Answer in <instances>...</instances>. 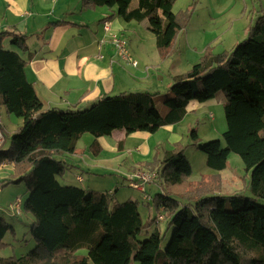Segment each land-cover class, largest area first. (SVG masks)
Segmentation results:
<instances>
[{
    "label": "trees",
    "instance_id": "obj_1",
    "mask_svg": "<svg viewBox=\"0 0 264 264\" xmlns=\"http://www.w3.org/2000/svg\"><path fill=\"white\" fill-rule=\"evenodd\" d=\"M175 2L83 0L86 7L115 8L125 22H146L161 52L171 49L195 7L192 4L176 14ZM9 36L13 49L4 47L6 36L0 34V101L23 124L8 150H4L5 137L0 165H14L15 179L10 183H26L24 210L34 218L31 235L36 247L16 258L0 255V264H131L132 260L139 264H264V204L259 203L264 200V10L245 40L220 54L208 49L164 94L104 95L90 107L76 110H44L26 77L28 60L21 56L28 48L27 36ZM220 93L227 123L224 147L220 140L197 145L196 130L190 138L207 155V166L213 171H224L231 153L240 156L250 174V195H225L219 188L215 194L188 191L193 170L183 146L176 144L160 165L155 159L146 165L156 169L148 170L156 171L158 180L153 183L163 190L155 194L154 203L173 231L165 247L159 228L162 215L144 223L138 201L112 205L108 194L65 186L57 180L64 169L61 158L75 154L85 134L93 136L90 149L97 155L99 138L114 131H124L127 136L155 134L181 122L190 102L204 103ZM124 144L118 143V149ZM129 178L130 187L140 182ZM214 180L201 181L199 188L211 182V188L220 187ZM183 191L193 200L180 206L177 196H184ZM152 225L156 228L149 232ZM14 230L0 217V251L7 245L4 237Z\"/></svg>",
    "mask_w": 264,
    "mask_h": 264
},
{
    "label": "crops",
    "instance_id": "obj_2",
    "mask_svg": "<svg viewBox=\"0 0 264 264\" xmlns=\"http://www.w3.org/2000/svg\"><path fill=\"white\" fill-rule=\"evenodd\" d=\"M201 5L209 12V20L213 28H216V32H222L221 35L210 38L214 41V53L231 51L236 44L245 40L250 26L256 22L261 13L253 14L251 20L247 16L253 22L245 24L243 20L245 10H242V5H240L235 8V15L231 17L229 26L225 22L219 25L215 24L217 17L226 12H232L231 1L207 0ZM196 16H199V13ZM105 21L110 22L112 33L127 40L131 56L139 62L137 68L125 64L117 56L111 43L107 42L99 46V41L106 37L103 27ZM202 21H198L197 24L203 26ZM192 27L189 26L185 31H181L179 36L181 37L184 33L183 41L194 49L190 46V40L197 36L190 34ZM13 33L27 36L28 48L26 52H22L21 56L28 60L25 68L26 77L35 88L44 110L84 109L104 95H118L124 92L150 93L151 86L154 84L158 89L161 85H166V91L176 78L182 76L184 71L187 72L199 61L195 62L197 55L194 51L187 50L185 60L179 66H174V59L166 57L169 49L164 52L157 49L156 37L146 22H125L117 15L115 8L86 7L83 0H0V34L6 36L3 44L7 49H13L9 38V35ZM175 43L176 40L173 46ZM206 43L207 40L199 38L195 42V46L202 47L201 56L206 50ZM161 68H165V71ZM163 73L168 77L164 84L154 81L155 77L158 78ZM222 96L220 94L215 99L204 103L190 102L185 117L194 114L195 118H200L201 111H205L218 99L224 105L225 99H222ZM6 115L8 121L12 122L13 116L8 113ZM3 125L4 134L9 135L8 137L16 133L14 130L8 132L5 123ZM175 125L164 126L163 128L168 127L169 129L163 139L156 144L150 141L162 131V128L155 134L136 132L129 136L124 131H114L111 136L107 137L112 138L119 134L115 143H110L106 137H101L98 139V144L101 151L107 152L108 150L110 154H116L119 159H122L129 149L131 154L128 159L125 158V164L131 167L127 172V177H131L134 164L139 163L136 165L137 169L142 166L141 169L146 170L143 166L152 163L155 159L160 165L165 153L181 143L170 140L176 132ZM136 139L138 140L133 141ZM122 141L125 144L120 150L118 143ZM7 145L6 143L5 146ZM78 150L77 143L75 154ZM68 157L63 156L62 158L68 160ZM7 170L0 172L1 188L2 183L9 178V174L14 173L13 171L5 172ZM222 172L213 171L206 176H218ZM222 185L224 187L225 183L222 182ZM1 188L0 196L4 192ZM12 204L8 205L9 210ZM22 215L21 212L19 216ZM23 216L33 224L34 218L31 214L24 213ZM7 245L11 246V243Z\"/></svg>",
    "mask_w": 264,
    "mask_h": 264
},
{
    "label": "rangeland",
    "instance_id": "obj_3",
    "mask_svg": "<svg viewBox=\"0 0 264 264\" xmlns=\"http://www.w3.org/2000/svg\"><path fill=\"white\" fill-rule=\"evenodd\" d=\"M232 3L233 10L232 12H226L225 14L217 17V21L215 24L220 23H228V26L231 24V17L235 15L236 7L242 5V10L244 11L243 20H245V24L250 22L252 24L253 21H250L253 14L257 12H262L264 10V0H229ZM202 2H207V0H176L173 12L179 13L181 11L187 10L192 4L195 5L193 14L186 26L181 30L185 31L189 26H193L190 30V34H194L197 37H192L190 40V46L194 47L192 49L189 45L183 41L184 33L181 37L177 36L175 46L174 43L169 49V54L166 55L167 58L174 59V66H179L181 62H183L186 58L187 50L194 51L197 55V60L195 62H200L202 56L200 52L202 51V47L195 46V42L199 39L207 40L205 52L209 49L212 54H220L214 53L213 49V39L212 37H217L222 34V32H216V28H213V24L209 20V12L205 9L204 6L201 5ZM199 13V16H196ZM249 19H248V17ZM203 20V26L197 24L198 21ZM242 20V19H240ZM112 30V29H111ZM141 33H143L141 31ZM103 40V39H102ZM126 40V39H125ZM101 41V40H100ZM127 41V40H126ZM107 43V42H106ZM175 49V51H174ZM205 52L203 54H205ZM173 55V56H172ZM201 56V57H200ZM165 57V58H166ZM197 62V63H198ZM165 71V68H161ZM189 71V70H188ZM187 71V72H188ZM187 73L186 71H184ZM184 73V74H185ZM168 77L165 73L161 74L158 78L155 77L154 81H157L159 84H164L167 81ZM166 85H161L160 89L156 86V84L151 86L150 93L164 94L166 91ZM165 91V92H164ZM164 92V93H163ZM135 93V92H133ZM223 95L222 93H220ZM218 94V96L220 95ZM224 96V95H223ZM222 96V99L224 97ZM158 100H161L158 98ZM158 105L162 113L165 112V109L158 101ZM5 108L1 104V113L3 123L6 125V129L8 132L14 130L17 131L23 124V120L13 116L12 122L8 121V116L5 113ZM183 122H179L176 127V132L172 135L170 140L180 141L183 149L185 150V156L191 164L193 173L189 178V186L188 191L196 190L200 193H208L215 194L222 191L225 195H231L234 193H241L245 195H250V191L248 190V185L250 182V174L246 171L245 165L242 162L240 156L237 154L231 153L228 157L227 167L226 169L218 176H210L207 177L208 173H213V170L207 166V155L203 153L199 148L193 146L194 141L190 138V134L192 130H196L198 136V144L202 145L208 143L210 141L220 140L222 143V147H224L223 141V133L227 130V123L224 114V105L220 99L213 102L205 111H201L200 118H195L194 114H191L187 117H184ZM168 127L162 128V131L155 137L151 139L152 144H156L160 142L166 132L168 131ZM9 134V133H8ZM9 135H5L6 143L5 149H9L12 142V137H8ZM119 134H116L114 137L109 138L106 137V140L110 143H115L118 140ZM133 140V141H137ZM166 140V139H165ZM94 141L93 136L90 134H85L82 136L80 141L78 142V153L73 156L68 155V160L62 158L64 169L61 174L57 175V180L60 184L65 186H78L83 188L87 192H99L105 193L112 196V205L121 204L127 201H138V208L141 215V218L144 223H147L149 219H153L156 216L162 215L163 220L159 221V228L162 233V238L164 239V245L169 242L172 236V229L168 227V223L165 220V213L158 211L156 208V204L154 203L153 197H155L156 193H159L163 190L161 185L158 183L155 184L153 181L151 183H145L142 186V178L148 177V174L155 173V168L151 169L150 167H146V170L137 169L134 164V171L130 174V176L134 177L140 181L139 183H133V185H138V189L129 186V177H127V172L131 168L128 164H125V158H129V154L131 152L129 149L124 153L125 156H122V159H119L116 154H110V151L107 152L100 151L97 155L94 153V150L90 149V145ZM173 142V141H172ZM7 149V150H8ZM151 169L150 171L147 169ZM5 172H10L14 170V167H8ZM143 170V171H142ZM216 172V171H215ZM3 173V172H1ZM15 173H10L9 178H7V183H2V190H4L2 196H0V217H3L7 224L12 225L15 230L13 232H9L3 239V243L8 244L11 243V246H4L0 255L4 258H16L23 255L28 254L31 250L36 247V243L34 238L31 235V227L32 224L30 220L26 218L24 215V205L28 198V189L26 183L14 184L10 183L15 179ZM79 176L82 181L78 180ZM77 177V178H76ZM207 178H215L214 182L220 184V187L211 188V185L206 186L204 189L199 188V184L201 181ZM158 178L154 181H157ZM160 180V179H159ZM225 183V186L222 187V182ZM224 180V181H223ZM161 181V180H160ZM165 188V187H164ZM219 188V190H218ZM141 191L146 192L145 194ZM166 191V189H165ZM182 195L177 196V200L180 202V206L193 200L192 195H186L185 191L182 192ZM17 198H19L22 202V207L20 211L22 212V216L15 215L13 216V212H10L8 209V205L14 203ZM259 203L264 204V200H259ZM3 208V209H1ZM150 231L156 228V226H151ZM144 239V237H143ZM131 264H139L138 262L132 260Z\"/></svg>",
    "mask_w": 264,
    "mask_h": 264
},
{
    "label": "built area",
    "instance_id": "obj_4",
    "mask_svg": "<svg viewBox=\"0 0 264 264\" xmlns=\"http://www.w3.org/2000/svg\"><path fill=\"white\" fill-rule=\"evenodd\" d=\"M103 27H104V31L106 32V37L103 38V40L99 41V46H103L106 42L111 43V45L113 46L117 56L127 65L133 66L134 68H137L139 66V62L134 59L129 50H128V44L127 41L122 38L121 36H119L118 34L112 33L111 32V26H110V22L105 21L103 23ZM3 119H2V113H1V101H0V149L3 148V145L5 143V135H4V131H3ZM14 167L13 164H8V163H2L0 165V172L8 167ZM157 179V174L155 173H151L148 174V177L145 178V180L142 178V186L145 183H151L152 181ZM78 180L81 182L82 179L80 177H78ZM131 186L134 188L138 189V185H133V183H131ZM22 207V202L20 199H17L10 207L11 212H13L12 214L15 215H20L21 211L20 208ZM160 220H163V216L159 217Z\"/></svg>",
    "mask_w": 264,
    "mask_h": 264
}]
</instances>
